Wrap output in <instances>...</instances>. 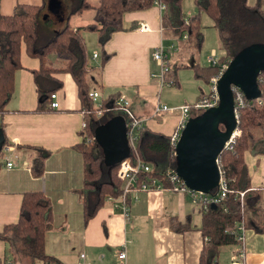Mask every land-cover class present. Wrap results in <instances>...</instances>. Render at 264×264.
Here are the masks:
<instances>
[{"label":"crops","instance_id":"0c3cea01","mask_svg":"<svg viewBox=\"0 0 264 264\" xmlns=\"http://www.w3.org/2000/svg\"><path fill=\"white\" fill-rule=\"evenodd\" d=\"M49 1L0 0V15L11 16L18 5H30L43 6L44 18L58 19L62 12L54 15L49 9ZM58 1L62 10L63 0ZM86 1L92 5L98 2ZM166 9L152 5L145 11L126 13L122 30L113 33L103 47L99 45L100 57L96 55L94 58L95 49L92 48L91 38H88L91 52L88 56L95 68L100 87L96 92L101 95V101L104 103L110 97L125 98L132 115L142 121L140 135L142 132H152L170 138L176 131L180 114L178 111L154 114L158 105H166L160 104L159 92L164 86H160L153 77L159 68L152 53L159 46H173L169 54V77L175 82L172 86L177 87V67H182L186 52L191 51L194 45L187 48L189 38L176 39L166 29L163 25ZM87 15L97 18V24L77 20ZM66 22L75 30L87 25H101L103 19L97 10L91 9L67 21L58 19L54 29H62ZM83 38L86 45L87 38L84 35ZM181 44L186 46L183 51ZM179 50V59H174ZM67 61L64 54L57 53L48 62L49 68L54 70L51 77L61 83V88L53 93L59 108L51 110L48 106L47 111L36 113L38 93L33 72L39 70L40 62L28 57L24 46L21 48L22 68L15 73L14 93L5 114L0 118L6 145L14 147L15 157L13 166L8 169L0 154V233L6 226L17 223L25 194L42 193L51 207L44 250L47 256L56 259L59 264H80L81 254L85 255V264H202L201 255L207 242L201 232L200 209L191 203L187 195L176 193L170 188L148 192L134 190L127 199L128 217L121 211L118 196L107 197L95 215L85 221L81 196L84 190V162L77 150L83 142L84 112L74 79L63 71ZM201 94L206 95L202 91ZM168 101L174 103L171 99ZM35 149L49 153L41 177H36L32 172ZM246 166L251 190L261 197L264 227L263 147H257L246 155ZM164 182L162 180L163 185ZM241 247L236 242L219 248L218 256L212 263L264 264V231L257 233L255 229L247 228L244 249ZM123 250L126 259L120 260L118 257ZM241 253L243 257H240ZM29 263L27 260L15 263L10 254L9 241L0 239V264Z\"/></svg>","mask_w":264,"mask_h":264},{"label":"trees","instance_id":"16d2710c","mask_svg":"<svg viewBox=\"0 0 264 264\" xmlns=\"http://www.w3.org/2000/svg\"><path fill=\"white\" fill-rule=\"evenodd\" d=\"M155 0H98L92 5L86 0H63L62 14L58 19L69 20L70 17L87 10H97L103 19L101 25H87L73 29L68 22L60 30H55L58 22L56 17L44 18L43 6L18 5L11 16L0 15V118L6 112V106L14 93V76L22 68L20 63L21 48L24 46L28 57L40 62L38 71H34V81L38 93L36 113L47 111L51 95L61 88V83L51 77L54 71L48 62L52 55L64 54L68 61L63 70L71 74L77 85L78 98L84 112L86 128L81 134L83 142L77 147L84 162L83 213L85 221L90 220L104 204L107 197H117L122 187L117 178L119 164L106 166L101 148L94 141L95 129L106 124L110 119L120 116L116 108L106 112V103L115 97L104 100L103 108L97 109L96 104L89 98V93L100 89L95 77V68L89 61L83 32H94L98 36L101 47L115 32L122 30V20L126 13L145 11L152 7ZM166 4L163 25L171 31L176 39L184 32L189 33V41L195 48H200L202 33L198 17L190 19L189 25L183 21L181 0H160ZM198 12L206 14L213 22L225 55L218 62L233 60L245 45L256 36H264V10L262 0L250 4L249 0H194ZM264 39V38H262ZM257 41V40H255ZM253 41V42H255ZM252 42V43H253ZM197 79L206 80L217 72L216 67L202 68L198 64L190 65ZM179 69V67H177ZM174 72V70H173ZM258 89L262 92V106L255 100L248 101L245 108L239 112L238 128L240 138L233 149L224 151L220 157L219 168L227 183L229 193L219 205L211 207L202 214L201 232L209 241L205 243L200 262L211 264L218 256L219 248L234 245L236 241L229 233L235 226L245 221L246 228L263 233L262 209L260 194L251 190L247 173L246 155L257 147L264 148V72L259 74ZM201 94L198 100L203 97ZM118 97V96H117ZM97 110L103 111L100 118L96 117ZM118 112V113H117ZM224 130V127L221 126ZM0 130L3 133L0 121ZM6 140L3 135V146ZM139 157L151 167L148 177L163 180L165 171L176 168V159L171 157L169 138L152 132L139 134L137 144ZM32 172L41 177L44 162L49 153L43 149H35ZM1 154V153H0ZM166 188L171 184L164 182ZM216 189L210 191L214 193ZM237 192H245L244 206H240ZM51 207L49 200L42 193H28L22 198L18 221L6 226L0 239L8 240L10 254L15 263L27 260L29 264H59L47 256L44 250L46 226L50 220ZM180 228V227H179ZM11 234L13 240L8 239Z\"/></svg>","mask_w":264,"mask_h":264},{"label":"water","instance_id":"95a60500","mask_svg":"<svg viewBox=\"0 0 264 264\" xmlns=\"http://www.w3.org/2000/svg\"><path fill=\"white\" fill-rule=\"evenodd\" d=\"M49 9L54 15H58L61 11L60 1L50 0ZM262 72L264 45L241 50L230 61L218 81V105L190 118L186 123L175 147V172L189 190L210 194L211 190L217 189L220 180L218 158L224 152L225 143L236 128L231 87H237L246 100L253 101L260 97L257 82ZM94 140L101 148L104 164L108 167L120 165L130 157L126 122L120 116L97 127ZM2 147L3 133L0 130V153Z\"/></svg>","mask_w":264,"mask_h":264},{"label":"built area","instance_id":"2783aa9c","mask_svg":"<svg viewBox=\"0 0 264 264\" xmlns=\"http://www.w3.org/2000/svg\"><path fill=\"white\" fill-rule=\"evenodd\" d=\"M160 9H165V5L160 1H155L154 3ZM184 24L189 25V20L184 18ZM182 39H188L189 33L184 32L182 34ZM173 51V46L171 48H165L164 46L157 47L153 53L152 58L156 62L159 71L157 74L153 75L158 81L160 86H172L174 85V80L169 77V73L171 70V62H170V52ZM96 58V55H94ZM230 63L229 59L224 60L222 63L218 62V58L215 52H212L211 55L207 58V64L212 67L217 68V72L212 75L208 80V85L210 91L208 94L201 97L194 105H183L178 108L169 109L165 106L158 105L154 109V114L157 115L159 113L166 112H174L178 111L180 114V121L176 127V131L169 138V145L171 149V157L175 158V147L177 142L179 141L182 130L184 129L186 123L190 118H194L200 114H202L205 110L215 107L219 103V97L217 94V84L220 78L223 76L224 72L228 68ZM233 93L234 100V117L236 120V128L231 134L229 140L225 143V150L229 151L233 149L235 142L240 138L241 132L238 128V120H239V112L241 109L245 108L248 104V100L245 99L244 94L237 87H231ZM262 92H260V96ZM56 95L52 94L50 99L51 102L49 104V109L57 110L59 108L58 103L55 101ZM89 98L96 104L97 109L103 108V102L101 101V95L98 92L89 93ZM258 106H262L263 99L258 97L255 99ZM129 103L123 97L115 98L110 102L106 103L107 112L113 111L114 108H118L123 112L124 120L126 122L127 129V141L128 146L130 148V157L126 160L122 161L119 165V169L117 171V178L122 183V187L120 190V194L118 196V204L121 208V211L125 216L128 217V205L127 199L130 193L134 190L140 191H151L153 189H162L165 186L162 184V180L156 179L153 177H148L151 173V167L147 165L142 159L139 157L137 152V141L138 136L142 127V121L140 119H136L130 110L128 109ZM101 110H97V112H101ZM86 128L85 122L82 125V131ZM87 142L94 141V138L91 140L86 139ZM14 147L11 145H5L1 151V160L5 163V166L10 169L13 166V160L15 159L14 155ZM219 165V161H218ZM220 169V168H219ZM166 183L171 184L170 188L172 191L187 195L190 198L191 203L198 207L203 213L208 212V210L212 206H217L221 204L227 197L230 192L228 189L227 183L223 177V174L220 170V180L217 189L214 193L203 194L201 192H195L189 190L181 179L176 174L175 170L169 169L165 171L164 177L162 178ZM244 195L245 192H237L236 197L239 199L240 206L243 208L244 206ZM247 230L245 221L239 222L235 228L229 233L234 237L235 241L238 245L242 246L241 249H244L245 244V231ZM209 239L205 237V242H208ZM240 257H243V253H241ZM120 260L126 259L125 250L120 252L119 257ZM80 264H85V255L81 254L79 256ZM217 264V263H212ZM238 264V263H233ZM240 264V263H239Z\"/></svg>","mask_w":264,"mask_h":264},{"label":"rangeland","instance_id":"374dc122","mask_svg":"<svg viewBox=\"0 0 264 264\" xmlns=\"http://www.w3.org/2000/svg\"><path fill=\"white\" fill-rule=\"evenodd\" d=\"M256 0H249L250 4H255ZM166 7V4L163 3ZM181 12L189 20L190 19L198 17L200 20V28L201 33L203 35L202 44L200 48H195L194 46L191 48V51H187L186 55L183 58L182 67L180 66L177 70V76L179 80V86H164L161 88L159 94L161 97V105H166L165 107H179L180 105H194L197 102V99L201 95V91L205 94H208L210 91L209 85L207 84L206 80L203 79H197L194 74V70L187 66L186 64H192L195 63L198 64L202 68H208L207 64V57L211 55L212 52H215L217 55V58L223 57L225 55V50L223 49L217 31L213 27L212 20L204 13H199L198 10L195 7L194 0H181ZM262 9L264 10V0H262ZM62 12V10H61ZM93 15H87L83 16L82 19H77L82 23H95L97 24V18L93 19ZM184 21V19H183ZM75 22V21H74ZM86 40V50L88 55L90 56V48L88 42L90 40L88 38H91L92 40V48L95 49V55H99L100 57V46L98 44V36L96 33H84L83 34ZM189 38V37H188ZM257 41L252 40L249 41L245 47L242 49H245L250 46L255 45H264V36L259 34L255 37ZM255 41V42H253ZM253 42V43H252ZM183 43V42H181ZM192 45V41H188L186 44L187 48ZM181 46L182 49H185L186 46ZM191 52V54H190ZM91 53V52H90ZM99 53V54H98ZM181 55V52L179 50L178 53H176L174 59H179V56ZM92 64V63H91ZM93 65V64H92ZM169 99H171L174 103L170 104ZM166 101V102H165ZM180 106V107H181ZM118 111H121L120 109L116 108ZM173 109V108H169ZM107 112V110L105 109ZM118 113V112H117ZM103 115V111L96 112V117L100 118ZM123 115V113H122ZM260 147H258L259 149ZM8 239L13 240V236L9 233L7 235Z\"/></svg>","mask_w":264,"mask_h":264},{"label":"bare ground","instance_id":"6f19581e","mask_svg":"<svg viewBox=\"0 0 264 264\" xmlns=\"http://www.w3.org/2000/svg\"><path fill=\"white\" fill-rule=\"evenodd\" d=\"M154 3H155V1H154ZM154 3H153V5H155Z\"/></svg>","mask_w":264,"mask_h":264}]
</instances>
